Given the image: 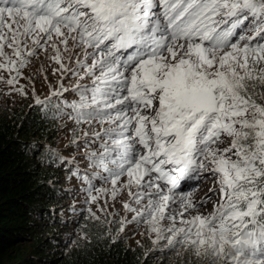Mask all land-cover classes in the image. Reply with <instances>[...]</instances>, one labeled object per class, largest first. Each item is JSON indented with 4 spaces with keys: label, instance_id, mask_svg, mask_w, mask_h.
I'll use <instances>...</instances> for the list:
<instances>
[{
    "label": "snow or ice",
    "instance_id": "6c2138e0",
    "mask_svg": "<svg viewBox=\"0 0 264 264\" xmlns=\"http://www.w3.org/2000/svg\"><path fill=\"white\" fill-rule=\"evenodd\" d=\"M242 27L251 34L238 33ZM76 49L79 70L65 63ZM49 50L55 72L91 80L90 89L74 86L72 119L121 121L104 129L111 142L99 157L113 199L125 189L137 204L149 197L144 211L124 208L136 220L146 212L158 234L159 222L171 220L170 246L191 247L213 264H264V0H0V70L9 73L0 80L15 85ZM63 91L61 83L51 95ZM204 172L215 178L213 210L184 218L197 208L186 192L172 215L175 189Z\"/></svg>",
    "mask_w": 264,
    "mask_h": 264
},
{
    "label": "trees",
    "instance_id": "16d2710c",
    "mask_svg": "<svg viewBox=\"0 0 264 264\" xmlns=\"http://www.w3.org/2000/svg\"><path fill=\"white\" fill-rule=\"evenodd\" d=\"M43 101L0 114V264L176 263L166 247L133 246L121 231L106 229L77 250L73 242L63 250L84 215L65 211L75 165L57 147L64 103Z\"/></svg>",
    "mask_w": 264,
    "mask_h": 264
},
{
    "label": "rangeland",
    "instance_id": "374dc122",
    "mask_svg": "<svg viewBox=\"0 0 264 264\" xmlns=\"http://www.w3.org/2000/svg\"><path fill=\"white\" fill-rule=\"evenodd\" d=\"M247 25L248 22L246 21ZM250 27V25L248 26ZM240 32H247L248 28L242 27L237 30ZM132 51V50H128ZM51 50L48 52L40 51L36 57L31 59V62L22 70V75L18 77V83L15 85H8L4 82L9 78V73L5 70H0V75L4 77V80H0V114L3 112H16L21 108H30L32 105L36 104L35 99L39 97L41 101L48 99L49 96L56 98L57 103L63 104V109L61 107V117L62 125L60 130V135L58 137L59 147L67 154L69 162L75 165L74 175L71 176L69 183H67L68 189L71 192V196L66 201V209L68 213L66 215L75 214L78 216L83 213V226L78 230H74L72 234L66 235L67 242L62 248L68 247L72 242L75 244V250L80 246H84L89 242L90 239L96 236L100 237L103 231L111 230L114 233L119 232L121 227V236L129 240L131 245H137L139 243H147L152 245H160L161 247H166L169 252H174L177 254L178 261L174 264H213V259L210 255L196 256L194 254V249L191 247H186L181 243H176L174 246L169 245V238L172 233L168 231L172 227L173 222L169 219L160 221L157 225L161 228V232L158 234L151 231V225L145 222L147 218V213L145 212V217L139 220L134 219L136 216L135 212H129L124 208V203L128 202L135 209L144 211L145 205L148 203L149 197H144L141 203L137 204L134 199L130 198L128 191L122 190L119 192L115 199L111 196V190L113 186L110 182H105L103 177L108 175L104 171L103 167L99 164L100 154L104 151V143H110L111 141L107 136L104 135V129L116 128L117 124L121 121H117L115 124L112 123H99L93 120L91 123L80 122L77 123L76 120L71 117L75 115L74 109L70 107L73 101L80 100L79 91L73 90L74 86L77 84L87 85L89 89L91 88V80L88 77L80 79L78 76L72 73H67L62 75L60 72H55L54 70L59 67V65L49 59ZM79 54V50L76 49L71 53H65V56L72 55L73 60H65L70 67L74 70L77 69L75 64V58ZM125 56L128 52L123 53ZM90 62V61H89ZM81 71V75H82ZM15 75V72L12 73ZM61 83L65 89L68 91H63L62 95H51L52 92L60 89ZM23 88L26 95L20 92L14 91V88ZM259 87L257 91H261ZM90 95V93H87ZM123 94V93H122ZM259 102V97H254ZM112 112L114 115V110H106ZM94 133H100V137L97 138ZM113 137H117V133L112 134ZM228 141L224 144L218 145L220 148L227 146ZM95 153L96 156L92 154ZM104 162H109V157H104ZM171 167V166H166ZM85 172L90 175L87 179H83ZM178 175L177 173H173ZM196 177V178H191ZM190 178L181 181L180 187L175 189L178 194L177 199L170 203V212L172 215H176L182 209L180 208L179 195L186 192L192 194L193 202L197 203L196 209H190L188 212L184 213V218H189L190 216H195L197 212L201 214H207L213 210V205L218 201V194L210 189H215V178L211 173H192ZM126 182V177H121V181L118 182L123 184ZM161 187L166 188L165 182L160 181ZM91 188V195L98 196V199L93 202L90 199L89 189ZM98 189H107L105 192H99ZM132 191H138L135 187ZM205 200L206 203L201 206L198 202ZM91 209V212L89 211ZM92 213H95L94 218ZM167 215V214H166ZM123 221V223H122ZM176 227H183L180 223V218L177 216L175 221ZM160 239H157V236ZM161 252H159L160 254ZM166 254V252H164ZM164 264V263H159ZM218 264H226L224 260H220Z\"/></svg>",
    "mask_w": 264,
    "mask_h": 264
},
{
    "label": "bare ground",
    "instance_id": "6f19581e",
    "mask_svg": "<svg viewBox=\"0 0 264 264\" xmlns=\"http://www.w3.org/2000/svg\"><path fill=\"white\" fill-rule=\"evenodd\" d=\"M2 125V124H1ZM1 130V129H0Z\"/></svg>",
    "mask_w": 264,
    "mask_h": 264
}]
</instances>
